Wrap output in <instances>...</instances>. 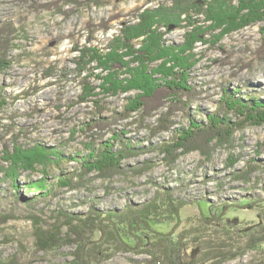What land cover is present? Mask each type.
Segmentation results:
<instances>
[{
    "label": "rangeland",
    "instance_id": "rangeland-1",
    "mask_svg": "<svg viewBox=\"0 0 264 264\" xmlns=\"http://www.w3.org/2000/svg\"><path fill=\"white\" fill-rule=\"evenodd\" d=\"M100 1L105 4L76 7L67 0H0V25L16 29L6 60L10 65L0 72V167H7L2 161L3 151L4 148L12 151L14 138L19 144L35 141L47 147H59L65 158L60 166L50 170L47 180L51 192L46 195L25 189L42 177L40 173L19 171L18 188L14 189L3 181L4 172L0 170V264L8 261L72 264L77 244L63 240L68 233L66 227L57 232L59 238L54 236L50 241L56 244L53 249H38L31 215L47 222L44 230L49 229L50 233L59 213L85 214L91 208L103 213L121 211L158 196L166 200L164 194H171V201L186 205L180 210L179 219L169 216L167 208L162 207L158 220L151 223L158 233L177 235L186 229L202 227L201 216H216L228 204L234 208L226 219L238 223H235L236 233L242 234L241 230L260 222L264 210V123L247 124L244 117L226 113L231 122L238 119L237 123L243 125L223 138H195L194 146L190 144L189 149L187 146L175 151L171 163L156 146L172 142L178 131L190 127L191 118L206 124L226 93L240 100L254 97L264 102V22L225 35L217 44L212 43L217 37L196 44L194 53L198 63L189 77L195 93L188 108L171 111L169 130L158 129L159 117L167 118V103L143 116V122L140 114L135 113L132 118L113 125L119 137L134 147L121 162V173L100 178L92 172L82 181L75 180V187L57 185L60 171L68 174L80 168L72 160L87 152L85 144L91 140V134L81 128L95 110L94 101H99L108 111L120 112L126 99L136 93L106 95L98 88L101 82L92 78L90 83L99 95L83 102L79 100L84 88L81 78L75 76L79 53L73 50L87 44L88 24L97 27L109 22L110 29L107 32L97 29L91 41V45L103 52L107 41L119 33L121 22L137 21L138 10L155 8L161 2L169 4L172 0ZM55 5H63L62 11H56ZM184 34V29H175L165 39L179 44ZM96 72L100 74V70ZM72 132H76L73 139ZM102 135L105 141L112 138L109 131ZM250 166L254 169H249ZM5 217L9 218L5 220ZM119 226L124 240L134 245L126 223ZM98 237L95 234L93 239ZM55 239L61 241L54 242ZM146 258L133 252L109 251L100 264H132L131 261ZM223 264H264V244Z\"/></svg>",
    "mask_w": 264,
    "mask_h": 264
},
{
    "label": "trees",
    "instance_id": "trees-1",
    "mask_svg": "<svg viewBox=\"0 0 264 264\" xmlns=\"http://www.w3.org/2000/svg\"><path fill=\"white\" fill-rule=\"evenodd\" d=\"M67 1L76 7L105 4L100 0ZM60 6L55 5L56 11H62L63 5ZM200 17H203L202 20ZM136 19L121 22L119 33L107 41L103 52L91 45V41L97 29L103 32L110 29L109 22L97 27L88 24V45L73 50L79 53L75 62V76L81 78L84 88L80 101L99 95L95 92L97 88L90 83L92 78L101 82L98 88L106 95L136 93L126 99L120 112L108 111L99 101H94L95 110L81 128L83 132L91 134V140L85 144L87 152L74 156L72 160L79 163V169L68 174L60 171L57 181L59 187H75V180L82 181L92 172L100 178L121 173L120 164L134 147L112 128L119 121L128 120L138 113L143 122L145 116L167 103V118L159 117L158 129L169 130L171 111L188 108L190 98L195 93L189 77L198 63L194 53L196 44L207 43L208 37H217L218 40L212 41L217 44L225 35L264 22V0H172L169 4L161 2L155 8L138 10ZM175 29L185 30L182 43L174 44L165 39L166 34ZM15 32L16 29L11 26L0 25V72L10 65L6 60L8 51L13 47ZM262 49L264 53V39ZM98 70L100 74L96 72ZM230 94H225L224 100L216 107V112L209 115L206 124L191 118L188 129L178 131L172 142H163L156 149L164 153L171 163L175 159V151L187 149L190 144L194 146L193 141L197 137H225L226 133L243 125L237 123L238 119L231 122L226 118V113L233 112L236 118L244 117L247 124L264 123V102L254 97L240 100ZM107 112L109 116H105ZM104 131H109L112 138L103 140L101 134ZM75 133L72 132V139ZM58 148L40 145L35 141L19 144L14 138L12 151L9 152L7 148L3 151L2 161L7 165L0 167L1 172H4L3 181L16 189L19 171L40 173L42 177L25 189L29 192H44V195L50 193L47 180L49 172L65 159ZM249 169L254 167L250 166ZM164 197L166 200L158 196L140 206L129 205L121 211L103 213L91 208L85 214L59 213L50 227V233L49 229L44 230L47 222L31 215L36 226L34 243L38 249H53L56 244L50 241L54 236L59 238L60 233L57 232L66 227L68 233L63 236V240L70 239L71 243L77 244L72 264H100L109 251L133 252L148 257L143 261H131L132 264H223L239 258L246 250L264 244V210L259 216L260 222L244 228L241 234L234 229L237 222L226 219L229 210L234 208L232 204H228L216 216H201L202 227L186 229L177 235L173 232L158 233L153 230L151 223L158 220L162 207L167 208L169 216L179 219V212L186 205L171 201V194H164ZM256 202L261 203L259 200ZM8 218L5 217V220ZM119 223H126L127 234L134 239V245L124 240ZM95 234L99 236L97 239H93ZM242 236L247 238L244 240ZM57 241L61 240H54Z\"/></svg>",
    "mask_w": 264,
    "mask_h": 264
},
{
    "label": "bare ground",
    "instance_id": "bare-ground-1",
    "mask_svg": "<svg viewBox=\"0 0 264 264\" xmlns=\"http://www.w3.org/2000/svg\"><path fill=\"white\" fill-rule=\"evenodd\" d=\"M257 80V79H256Z\"/></svg>",
    "mask_w": 264,
    "mask_h": 264
}]
</instances>
